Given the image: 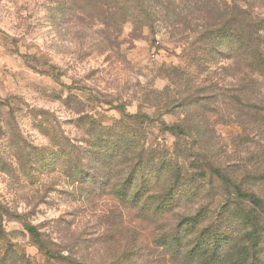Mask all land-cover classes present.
Here are the masks:
<instances>
[{"label":"rangeland","instance_id":"1","mask_svg":"<svg viewBox=\"0 0 264 264\" xmlns=\"http://www.w3.org/2000/svg\"><path fill=\"white\" fill-rule=\"evenodd\" d=\"M0 205V264H264V0H0Z\"/></svg>","mask_w":264,"mask_h":264},{"label":"trees","instance_id":"2","mask_svg":"<svg viewBox=\"0 0 264 264\" xmlns=\"http://www.w3.org/2000/svg\"><path fill=\"white\" fill-rule=\"evenodd\" d=\"M110 10V9H109ZM108 12H111L109 11ZM145 13L143 9L140 10H130V9H120L119 14L115 15V18H118L119 22H125L128 19L134 20L135 23H138L139 26H144L145 23H148L145 17ZM137 143H128L125 145L127 147V152L130 150H134L137 147ZM141 158H137V161H140ZM140 164H138L139 166ZM137 171L135 168L132 169L131 174L129 176V180L125 183L121 182L116 188L115 195L119 199L122 204L129 203L132 207L140 208V211L146 213L149 209V204L156 200L157 190L155 191L151 185L148 184L147 180L142 175V178L138 181V186H135ZM156 194V195H155ZM242 196V194H241ZM249 197V196H247ZM147 198L145 203L142 205V200ZM257 204H261L260 201H257ZM2 206L0 205V220L6 216L9 217L11 212L6 208L3 207L2 213ZM5 213L7 215H5ZM18 216V215H17ZM24 224L25 231L28 233L30 239L40 248L45 247L44 242L42 240V234L40 233L39 229L34 226L31 222H28L25 219V216H18ZM254 260H257L256 254H254Z\"/></svg>","mask_w":264,"mask_h":264}]
</instances>
